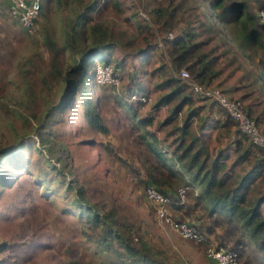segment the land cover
Here are the masks:
<instances>
[{"label": "rangeland", "instance_id": "rangeland-1", "mask_svg": "<svg viewBox=\"0 0 264 264\" xmlns=\"http://www.w3.org/2000/svg\"><path fill=\"white\" fill-rule=\"evenodd\" d=\"M93 1L98 4L97 8L89 14L83 30L90 32L88 24H96L120 47L114 51L118 58L129 53L123 59V79L116 86L98 84L96 75H92L93 61L89 60L84 87L77 88L72 99L66 98L60 110H52V115L45 117L49 109L63 102V72L73 63V53L63 42L67 23L85 4ZM104 2L67 0L60 5L45 0L38 26L28 33L10 15L8 2L0 0V264H109L108 257L113 256L98 252L93 238L89 239L100 229V225H94L92 212L102 216L106 228L113 225L117 228L120 224L130 226L131 234L145 240L165 264H213L207 259L203 245L182 238L158 218L153 202L144 192L147 168L158 169L157 161L140 137L142 130L121 106V102H125L123 91L129 77L125 72L133 73L131 64L135 69L144 68L148 72L138 73L136 78H143L148 86L146 95L150 100L139 104H146L144 112L154 113L155 109L150 111L156 101L153 98L169 91L157 85L171 73L170 69L166 73L158 70L149 74L159 66L164 47L159 44L161 48L151 50L145 61L141 60L145 55L139 57L137 51L146 47L140 24H151V9L167 0H116L120 7L112 0ZM181 18L199 28L202 48L209 57L215 58L213 66L218 74L210 86L225 91L226 86L244 84L245 92L254 93L260 101L259 110H264V85L262 89L259 87L254 64L259 54L250 61L234 49L233 43H224L230 34L222 37L226 34L223 27L221 33L204 31L207 20L192 0H187V6L182 8ZM184 20L177 29L185 24ZM46 36L54 41L55 51L46 43ZM85 41L80 39L77 43ZM229 80L232 82L226 84ZM84 89L86 91L82 92ZM185 89L196 100H202L203 97L192 94L188 87ZM184 96L180 94L175 102H168L170 108L178 107ZM86 98L101 116L106 133L89 124L84 114ZM138 111L143 116L142 108ZM169 113L156 109V117L170 121L162 127L155 122L148 128L154 130L166 152H173L180 138V131L173 130V126H177L174 123L183 124L186 115L180 110L167 121ZM188 125L186 143L196 130L193 123ZM259 126L263 129L264 121L259 122ZM240 137L244 138L242 133ZM197 148L198 142L194 149ZM165 186L172 191L182 183L171 181ZM192 191L186 189L185 195L180 196L186 205L193 202ZM197 205L201 208L199 203ZM168 210L173 218L179 216L189 222L198 215L194 209L189 213L185 209L177 210L170 200ZM110 214L115 223L107 218ZM203 222L212 228H228L225 232L215 228L213 240L237 248L235 241L240 233L235 224L217 220L218 226L207 216ZM241 241L239 264H264L262 253L251 247L246 237L242 236Z\"/></svg>", "mask_w": 264, "mask_h": 264}, {"label": "trees", "instance_id": "trees-1", "mask_svg": "<svg viewBox=\"0 0 264 264\" xmlns=\"http://www.w3.org/2000/svg\"><path fill=\"white\" fill-rule=\"evenodd\" d=\"M44 1L45 0H43V2ZM52 1L61 5L67 0H46V2ZM104 1L105 4L108 2V0ZM112 1H114L113 3H115V5L120 7V4L117 3L116 0ZM192 1L195 2V7L199 6L202 14L207 20L208 25L204 31L211 30L214 32H220L223 30V27L226 30V34L221 36L225 38L227 34H230L229 40L224 41V43H233L234 49L239 51L250 61L259 54V58L254 64L257 65V81L259 82V85L263 87L264 21L259 19L258 13L260 10L264 11V0ZM96 4L97 3H94V1L85 4L84 9L79 10L77 16L67 23V29L64 31L65 39L63 42L64 47L67 46L73 53L72 56L74 58L71 61L73 63L69 64L70 66L67 65V68H65L63 72L64 88L61 92L63 102L55 105L52 109H49L45 113V117H50L52 115V110H60L62 106L65 105V99H72L76 89L79 87L81 88L82 85H84L88 69H90L88 68L89 60L93 61L91 70L94 77L96 74L93 66L99 63L110 64L113 70L119 73L120 80L123 79L122 75L125 69L123 66V59L128 57L126 55L129 53L125 52L123 58H118L114 54V51L120 47L113 44L114 42L110 40L109 34L105 32L106 30L101 29L98 25L88 24L90 32L89 30H83L84 24L87 25L88 23L89 14L97 8L98 4ZM184 6H187V0H167L165 4L153 7L151 9L153 13L151 24H140L142 38L146 47L141 50L137 49V51H139V57L140 55H145L144 58L141 59L145 61L151 50L160 46L158 43V40H160L164 47L163 56H161L162 60L160 61L159 66L149 72V74H153L158 70H162L161 72L165 73L166 71L168 72L169 66L167 62H169L171 66L176 69L186 68L200 84L210 86L213 84V78L218 74V71H216L213 66L215 58L209 57L207 52L202 48L203 40L198 38L200 35L198 32L199 28L191 25L190 21L181 18V11ZM40 16L41 10L39 18ZM183 20L185 24L177 29L176 27ZM147 22H149V20ZM25 31L28 32L26 29ZM86 32L87 34L89 32V34L88 36L86 34L83 38L82 35ZM169 33H171L172 36H169ZM80 39H83V41L86 39L85 43H77ZM46 43L50 45L52 51H55L54 41L47 36ZM131 56L134 57L132 54ZM131 65L133 73L125 72L129 77L126 84V90L123 91L125 94V102L122 100L123 102H121V106L126 110V114L129 116V119L135 123V126L142 130L140 137L144 140L149 151L154 154L157 161V166L155 167H158V169L147 168L148 180L143 182L146 186L149 184L156 186L162 194L169 198L173 207L177 210L185 209V211L189 213L194 209L195 203H188L186 205L184 200H181L178 188L170 191L165 185L171 184V181H175L176 183L181 182L182 186L193 184L202 185L205 181V187L202 188L195 197L197 199L195 201L196 204L198 198L202 199L205 202L204 206L207 210L211 213L214 212L217 215L216 217H212V220L217 225V220H222V222H232L239 229V238L235 241L237 248L234 246V248H228L235 250L239 254V247L242 243L241 238L244 236L251 243V247L260 251L262 256H264V214L261 212V205L264 204V191H257L259 194L254 198H252L247 191L249 182L254 176L259 175L261 182H264V149L254 144L247 135L237 128L239 134L242 133L244 139L247 140L248 138L250 142L249 145H247V149L238 155L234 163H242L243 169L249 166L251 167V170H244L241 174H237L236 176L233 173H225L220 176L219 179L216 178V174H214L213 171L207 170V164H205L204 160L207 155L201 159L203 154H207V151L204 149L205 146L200 142L199 138L196 136L191 137L189 143H184L183 139L187 136L189 131L186 124L183 126H175V128H173V130L177 129L180 131V138L177 140L173 152L170 150L166 152L161 146L162 144L160 143L157 134L148 128V125L151 124V120L141 117L136 113L134 105L141 104L142 102L140 100L132 101L129 99L132 92L147 94V89L144 84H141L139 79L136 80V78H138V74L136 73L139 72V75H143L146 73L148 74V72L144 68L138 71L133 67L134 64ZM57 72L61 73L58 69ZM97 83L100 84L98 81ZM103 85L116 86L110 83ZM185 86L189 88L185 82L181 84L178 78L171 76V74L166 75L157 87L162 89L171 88V91L161 94L156 99L155 105L169 101L178 92L184 90ZM84 91L86 90H82V92ZM222 91L229 98L241 100L244 103L242 97L230 96L226 93V89L225 91ZM202 99L207 100L206 97H203ZM185 100H190V94H187L184 97L182 103ZM211 103L218 107L223 116L219 126L223 128V131L226 132L225 134L230 133L233 126L237 127L236 122L219 103L216 101H211ZM83 104L85 108L84 114L88 119L89 124L98 131L106 133L108 131L107 127L103 124L101 116L94 105H92L89 98H86L83 101ZM244 108L247 115L259 125V122L261 121L260 115L254 114L250 104H244ZM193 112L195 113V111H192V113ZM207 121L208 117H203L202 123H206ZM210 124L215 126V123ZM262 130L264 132V128ZM39 135L43 140L44 138L42 134L39 133ZM196 142H198L199 146L193 151L192 149L195 147ZM237 143L240 144L239 139L237 140ZM244 147L246 148V145H244ZM1 160L2 157L0 156V163ZM211 165L214 171H217L218 167H221V163L218 162L217 158ZM164 172H166V176H164ZM209 172L211 173L208 174ZM235 181L237 182L236 186L233 185ZM226 182H228L229 186L225 185ZM204 206L202 205V207ZM92 213L93 215L91 214V217L93 218L94 225H100V229L98 233L94 236H90L89 239L93 238V241L97 245L96 250L98 252H108V254L110 253L113 256L108 257V260L110 261L109 264H165L155 252L151 251L145 240L140 237H135L134 233L131 234L132 231L130 226L128 227L120 224L117 228H114V225L110 226V228H106L103 226L105 220L102 216L94 212ZM178 217L175 218L178 220H184ZM107 218L111 223H115L111 214L110 216H107ZM196 220L197 219L194 217L193 222H191L196 224L200 230L213 238L211 232L212 226H206L202 223L199 224ZM222 229L225 232L228 228ZM217 243L222 244V242ZM99 264L104 263L100 262Z\"/></svg>", "mask_w": 264, "mask_h": 264}, {"label": "built area", "instance_id": "built-area-1", "mask_svg": "<svg viewBox=\"0 0 264 264\" xmlns=\"http://www.w3.org/2000/svg\"><path fill=\"white\" fill-rule=\"evenodd\" d=\"M42 0H8L10 15L17 19L24 29L33 32L37 27ZM259 19L264 21V11L258 13ZM169 36H172L169 33ZM162 45V43H159ZM95 74L99 83H120L119 74L113 70L110 64L95 65ZM177 77L185 82L190 91L199 97H206L211 101L219 103L236 122L237 128L248 136L257 146L264 149V132L256 122L250 118L241 100L229 98L221 89L215 86H204L186 69L180 68ZM132 101L140 100L148 102L150 97L146 94L132 92L129 96ZM187 186H180L178 193L181 197L185 195ZM146 197L153 202L156 214L160 221H164L169 227L177 231L180 236L187 240L204 246L205 255L215 264H239L238 253L222 244H218L211 236L200 230L196 224L187 220L173 218L168 210L169 198L162 194L156 186L149 184L144 189Z\"/></svg>", "mask_w": 264, "mask_h": 264}, {"label": "crops", "instance_id": "crops-1", "mask_svg": "<svg viewBox=\"0 0 264 264\" xmlns=\"http://www.w3.org/2000/svg\"><path fill=\"white\" fill-rule=\"evenodd\" d=\"M4 2L7 3L8 0H4ZM167 63H168L169 69L171 70V73H170L171 76L178 78L177 77L178 69L171 66V64L169 62H167ZM137 70L140 71V68H137ZM138 73H136V74H138ZM139 80L141 81V84H144L145 88L148 91V86H146L144 79L139 78ZM224 82H226V81H224ZM231 82H232V80H229L226 82V84H229ZM223 84L226 86L225 83H223ZM229 87L228 86L225 87L226 93L228 95L233 96V97H242V100L245 102V104L251 105L254 114L260 115L261 121H264V112H263L264 110H262V111L259 110L258 107H261L259 105L260 101L256 99V95L254 93L245 92V85L244 84H237L234 87H232V86H229ZM259 87L261 88V86H259ZM168 89H169V91H171L170 90L171 88H168ZM262 93H263V91H262ZM180 94H184L186 96L189 93H187L186 89H184V90L178 92L176 95H174L169 101L164 102L162 104H158V105L154 104V107L150 110V111H152L153 109H155V112L153 111L154 113L144 112L146 104H143L142 106H139V104H137V105H134V108L136 110V113L139 116L145 117L146 119L151 120V124L156 122L157 125L158 126L161 125V127L165 125L166 121L165 122L161 121L162 118H160L158 116L156 117V115H154L156 113V109H159V110L164 109V111H166L167 114L170 112L169 115H167V117H166L167 121L169 119H171L174 116V114H179L180 110H183V112H185V115H186V117L184 118L183 124H181V125L179 123H178L179 125L177 123H174V124L177 126H183L185 124L188 125L191 123L196 125L195 126L196 130H194L195 133L192 134L191 136L192 137H195V136L198 137L200 142H202L203 145L205 146L204 149L207 151V154H203L201 159H203L207 155L204 158L205 164H207L206 165L207 170L213 171L214 174H216L217 179H219V177L224 175L225 173H233L236 176L237 174H241L244 170L250 171L251 167L248 166V167H245L246 169L245 168L243 169L242 163H237V164L234 163V161L238 157V155L241 152H243L245 149H247V145H249V142L247 140H245L244 138L241 139L240 134L238 132V129L235 126H233L230 130V133L225 134V131H223V128H221L219 126V123L222 120L223 116L220 113L218 107L216 105L212 104L211 101L209 102L208 100H204V99L196 100L195 98H193V96L191 94H190V100H185L183 103H182V101H183L182 100L178 107L174 108V107H172L173 106L172 105L170 108L171 104L169 105L168 102L171 103L172 100H174V102H175V100L180 97ZM157 98H153V99H157ZM174 102H173V104H174ZM139 108H142L143 116L139 113L140 112V111H138ZM172 111H174V112H172ZM192 111H195V113L194 112L192 113ZM203 117H208V121L206 123H202ZM192 119H193V121H192ZM168 122H166V124ZM210 123H215V126H213ZM173 128H175V126H173ZM188 130H190V126L188 127ZM220 130H221V133H219ZM152 131H154V130H152ZM238 139L240 140V144L237 143ZM183 141H184V143L186 142L185 137H184ZM189 142L187 141V143H189ZM209 142H211V143H209ZM244 145H246V148L244 147ZM192 150L195 151L194 148ZM216 158H217L218 162L221 163V167H218V170L214 171V169H212L211 164L214 162V160H216ZM210 173L211 172H209L208 174H210ZM205 185H206V183L204 181V183L202 185L193 184V185L187 186V189H190V191L193 190L192 194L194 195V197H192L193 198L192 201L195 203L193 212L198 213V215L195 216V218L197 219L196 222H198L199 224L200 223L205 224L203 222V218L205 216H207L208 220L212 219V217L217 216L214 212L211 213L210 211L207 210V208L204 206L205 202L202 199L198 198V202H197V204L199 203L201 208H199L195 202L197 200L195 197L198 195V193L201 191V189L205 187ZM225 185L229 186L228 182H226ZM233 185L236 186L237 182L235 181ZM242 190H243V187H242ZM247 191L249 192V194L251 195L252 198L257 197V195L259 194L260 191H264V182L263 183L261 182L259 175L254 176L251 179V181L249 182V185L247 187ZM257 191H259V192H257ZM202 205L204 207H202ZM200 209H203V212ZM261 212H262V214H264V204L261 205ZM202 214H204V217ZM215 228L219 230V229H222L223 227L215 226L211 230L212 233L215 232L214 231ZM207 259L210 262H212L213 264H215L214 261L211 260L210 258H207Z\"/></svg>", "mask_w": 264, "mask_h": 264}]
</instances>
